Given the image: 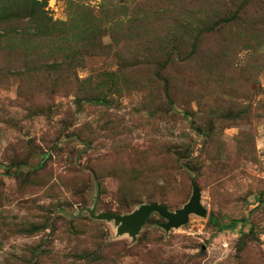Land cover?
<instances>
[{
  "label": "rangeland",
  "instance_id": "374dc122",
  "mask_svg": "<svg viewBox=\"0 0 264 264\" xmlns=\"http://www.w3.org/2000/svg\"><path fill=\"white\" fill-rule=\"evenodd\" d=\"M0 264H264V0H0Z\"/></svg>",
  "mask_w": 264,
  "mask_h": 264
},
{
  "label": "water",
  "instance_id": "95a60500",
  "mask_svg": "<svg viewBox=\"0 0 264 264\" xmlns=\"http://www.w3.org/2000/svg\"><path fill=\"white\" fill-rule=\"evenodd\" d=\"M192 195L187 203L182 208L176 211H170L167 206L160 203L142 204L138 209L125 215L115 214L110 212H96V206L85 208L91 218L96 220H114L118 225V234L129 232L135 238L144 224L153 214H158L165 222L160 226L166 231L172 228H179L188 223L191 215L206 217L207 209L202 204V194L198 186L192 183Z\"/></svg>",
  "mask_w": 264,
  "mask_h": 264
},
{
  "label": "trees",
  "instance_id": "16d2710c",
  "mask_svg": "<svg viewBox=\"0 0 264 264\" xmlns=\"http://www.w3.org/2000/svg\"><path fill=\"white\" fill-rule=\"evenodd\" d=\"M247 220H232L229 224H221L217 218L214 216L210 217V222L217 226L220 231H232L235 230L238 227L239 223H246Z\"/></svg>",
  "mask_w": 264,
  "mask_h": 264
}]
</instances>
